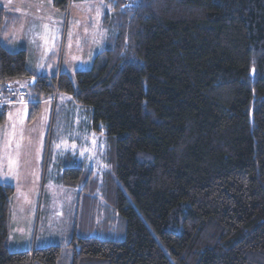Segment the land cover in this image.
<instances>
[{
    "label": "trees",
    "instance_id": "1",
    "mask_svg": "<svg viewBox=\"0 0 264 264\" xmlns=\"http://www.w3.org/2000/svg\"><path fill=\"white\" fill-rule=\"evenodd\" d=\"M71 1L50 0L63 14ZM102 1L113 34L73 80L35 75L0 42V88L36 79L28 123L63 94L109 140L126 236H92L90 210L70 264H264V0ZM4 19L0 8V31ZM67 167L76 187L83 174ZM14 193L0 184V264H58L59 246L9 249Z\"/></svg>",
    "mask_w": 264,
    "mask_h": 264
},
{
    "label": "rangeland",
    "instance_id": "2",
    "mask_svg": "<svg viewBox=\"0 0 264 264\" xmlns=\"http://www.w3.org/2000/svg\"><path fill=\"white\" fill-rule=\"evenodd\" d=\"M45 1L43 19L47 18L52 28L47 44L44 39L38 41L43 38L46 23H39L34 30L33 23L22 22L11 29L6 46L18 51L22 45L29 55L28 67L35 75L51 80L62 72L73 80L75 72L91 68L113 34L114 22L108 23L110 30L103 28L102 0H72L65 14L54 10L50 0ZM32 79L34 84L29 86ZM32 79L12 84L28 91L35 85L36 79ZM56 95L55 100L51 97L41 102L39 114L31 123L30 104L7 110V121L0 126V183L8 182L15 190L9 249L18 252L35 244L59 246L62 251L58 264H70V240L76 230L82 234V221L92 219L90 210H97V228L92 236L124 240L126 221L108 200L109 178L116 181L108 138L92 129L89 108L76 105L67 95ZM67 166L83 174L76 187L66 186L62 180Z\"/></svg>",
    "mask_w": 264,
    "mask_h": 264
},
{
    "label": "crops",
    "instance_id": "3",
    "mask_svg": "<svg viewBox=\"0 0 264 264\" xmlns=\"http://www.w3.org/2000/svg\"><path fill=\"white\" fill-rule=\"evenodd\" d=\"M46 5H47L46 1H45V3H42L41 0H32V2H30V3H26V0H0V8L3 9L4 17H5V19L3 21L5 28L2 29L3 31L2 30L0 31V42H2L5 46L8 45L7 43H10V41L8 39H6L7 35L9 34L11 29L15 25H16L15 27L18 28L22 24V22L23 23L27 22L30 24L33 23L32 29H34V30H35V26L39 25V23H41V22L46 23V25H49L50 23H49V21L47 22V18H46V21L43 19V17H45L43 12L44 11L46 12V10H47ZM26 29H27V26H26ZM42 39L43 38L39 37L38 41L42 40ZM19 46L21 47L19 50H25L27 53V56L29 58L27 50L24 49L22 45H19ZM17 47L18 46H16V49H17ZM41 48L42 47L40 46V49ZM42 54H44L43 50H42ZM47 55L49 56V54H47ZM48 56H47V58H48ZM45 65L46 64H44V66ZM38 75H42V74H38ZM20 83H24V81L20 82ZM16 85H19V83L18 84L16 83ZM24 108L27 109V107H24ZM40 108H41V106H40ZM7 117H8V112L6 113V119H5L4 124L7 121ZM4 124H2V125H4ZM2 125H0V126H2ZM69 157H72V156H69ZM69 159L72 161L71 158H69ZM0 184H10V183L6 182V183H0ZM11 218H12V209H11V215H10L9 236H10V228H11ZM95 220L96 219L92 220L93 224L95 225L94 232L97 228L96 223L94 222ZM87 222H89V221L87 220L86 222H83V221L81 222L80 232L82 230L83 224L87 223ZM92 233H91V235H92ZM74 234H79V231L77 232V230H76L74 232ZM8 246H9V239H8Z\"/></svg>",
    "mask_w": 264,
    "mask_h": 264
},
{
    "label": "built area",
    "instance_id": "4",
    "mask_svg": "<svg viewBox=\"0 0 264 264\" xmlns=\"http://www.w3.org/2000/svg\"><path fill=\"white\" fill-rule=\"evenodd\" d=\"M33 84V80L28 82L29 86ZM56 96L57 95L54 94L51 99L55 100ZM34 103L35 102L30 101L28 98V91L26 88H16L12 83L6 84L0 88V111L8 110L14 107L27 106Z\"/></svg>",
    "mask_w": 264,
    "mask_h": 264
},
{
    "label": "snow or ice",
    "instance_id": "5",
    "mask_svg": "<svg viewBox=\"0 0 264 264\" xmlns=\"http://www.w3.org/2000/svg\"><path fill=\"white\" fill-rule=\"evenodd\" d=\"M134 2H135V0H134ZM128 7H131V4H129ZM52 27L54 28V25ZM44 28H45V33L43 35V39H44L45 44H47L49 33L52 32V28H50L49 25H45ZM56 31L58 32L59 30H56ZM54 35H55V33H53V38H54ZM40 66H42V65H38V67H40ZM85 151H87V149H85ZM82 155H83V153H82ZM10 163H12V161H10Z\"/></svg>",
    "mask_w": 264,
    "mask_h": 264
}]
</instances>
